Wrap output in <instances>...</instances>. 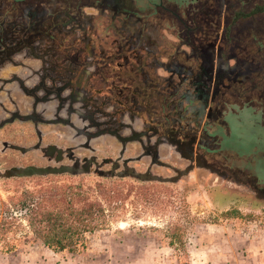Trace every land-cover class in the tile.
I'll return each mask as SVG.
<instances>
[{"label":"flooded vegetation","instance_id":"1","mask_svg":"<svg viewBox=\"0 0 264 264\" xmlns=\"http://www.w3.org/2000/svg\"><path fill=\"white\" fill-rule=\"evenodd\" d=\"M35 3L30 8L28 0H0V169L154 184L162 179L157 167L174 170L158 161L163 149L167 157L175 153L219 174L204 155L210 137L195 136V120L203 109L209 125L218 127L208 113L231 96L241 74H210L204 35L196 68L189 71L193 60L185 57L172 74L156 64L155 48H144L151 33L131 20L125 26L110 12L108 22L116 19L117 25L95 27L87 8L60 12ZM170 8L163 14L181 23Z\"/></svg>","mask_w":264,"mask_h":264},{"label":"rangeland","instance_id":"2","mask_svg":"<svg viewBox=\"0 0 264 264\" xmlns=\"http://www.w3.org/2000/svg\"><path fill=\"white\" fill-rule=\"evenodd\" d=\"M28 1L30 8L36 5L35 0ZM38 1L42 3L41 0H36ZM97 1L43 0V3L46 8L49 6L52 9L51 6H54L60 12H80L83 8H89L83 12L93 17L92 26H116L118 21L110 19L108 22V14L105 13L111 4ZM143 1L137 0L139 4H143ZM146 1L154 4L153 10L150 7L153 14L149 12L144 16L148 11H142V16L136 22L150 31L151 34L145 36L147 38L144 42L155 48L156 64L162 65L161 70L166 64V68L170 67L174 74L176 70H181L185 57H188L193 61L186 64L187 69L193 71L196 68L194 59L197 58V44L200 42L199 30L211 29V32L203 36V48L212 55L210 74H221L222 64L221 61L217 62L229 58L230 69L243 75L236 79L240 82L233 85L231 96L221 102L219 109L208 113V117L219 124L218 127L209 125L210 122L206 121L207 112L203 109L195 120V136L198 138L202 132L210 137L205 143L213 152L209 153L208 150L204 155L215 162L214 167L220 172L218 174L212 169L196 166L175 153L167 157L163 149L159 152L158 161L162 165L172 164L174 170L170 172L157 167L155 173L162 179L161 182L157 179L154 184L130 179L108 180L90 175L5 177L4 173L8 170L0 169V209L9 206L10 201L23 193L35 195L55 189L79 192L88 201L100 203L107 211L104 219L106 226L101 231L85 234V249L78 254L105 250L103 243L107 238L116 239L120 236L128 239L136 235L172 249L175 258L177 254H181L177 245L181 242L188 258L189 247L204 224L224 222L240 227L264 226V76L261 75L260 63L261 59L264 60V12L254 17L234 20V12H247L251 4L240 9L234 2L224 3L226 12L222 15L219 13L220 16L216 13L215 4H204V7L199 4L201 10L211 9L209 18L186 20L184 25L189 28L186 32L180 27L178 20L170 19L158 8L159 2L161 7L167 9L173 6L170 8L171 12L180 17L179 0ZM92 7L102 8V19L95 16V10H90ZM208 23L212 26L210 29ZM256 44L262 46L260 50ZM257 48L259 51H256ZM160 51L164 54L161 55ZM250 74H253L250 80L243 78ZM192 119L189 115V124ZM104 195L111 196L112 202L108 204L103 201ZM21 226H24L22 222ZM25 232V228H21L19 239L12 243L15 248L13 253L3 254L0 251V254L11 258L21 251L35 248L36 239Z\"/></svg>","mask_w":264,"mask_h":264},{"label":"crops","instance_id":"3","mask_svg":"<svg viewBox=\"0 0 264 264\" xmlns=\"http://www.w3.org/2000/svg\"><path fill=\"white\" fill-rule=\"evenodd\" d=\"M9 1L11 2L12 0ZM42 1L43 0H41V2ZM98 1V3L103 4L105 2H109L111 5L108 7V11L105 10V13L115 12L114 16L120 20H124V25L126 24L125 26L128 25V20H131L133 26L135 25L138 29L142 28L141 32L150 34L148 28L138 25L136 20L142 16V11H148L144 14V16L148 15L149 12L153 14V3L150 4L149 1L146 0L143 1V4H139L137 0ZM179 1V19L181 21L180 27L186 32L189 30L188 26L184 25L186 20L209 18L208 15L211 9L208 10V8H202L201 10V7H198L199 4H202V7H204V4L212 6L215 4L216 13H218V15L219 13L222 15L223 12H226L224 3L234 2L239 5L240 9L251 4L247 12L264 4V0ZM150 7L152 10H150ZM158 8L160 9V7ZM164 9L165 7L162 6V11H164ZM90 10H95L93 12H100L102 11V8L92 7ZM200 10L203 12L202 16L200 15ZM205 10L208 11L205 12ZM234 13L232 18L236 15ZM256 15L250 17H254ZM208 24L210 29L212 26L210 23ZM209 32H211V29L210 31L201 29L198 34L206 35ZM143 45L145 46L144 48L149 47L145 43ZM257 47L260 50L262 46L257 45ZM258 48L256 51H259ZM220 61L222 64L220 68H222L223 71L230 69L231 64L229 63V58L224 60L220 59L217 63H220ZM260 63L262 64L261 75L264 76V60L261 59ZM249 76L251 78L253 74H250ZM35 241V244L37 245L35 248L21 251L11 258L0 254V264H178L172 249L158 245L150 239H141L140 236L136 235H133L128 239L120 236L116 239L107 238L104 243L102 242L106 246L105 250L101 249L97 252L87 251L74 256L54 254L45 249L39 240L36 239ZM188 264H264V226L240 227L233 223L224 224V222L223 224H204L201 232L197 233L195 239L189 247Z\"/></svg>","mask_w":264,"mask_h":264},{"label":"trees","instance_id":"4","mask_svg":"<svg viewBox=\"0 0 264 264\" xmlns=\"http://www.w3.org/2000/svg\"><path fill=\"white\" fill-rule=\"evenodd\" d=\"M262 12L264 4L246 13L236 14L234 20ZM112 200L109 195L103 197L108 204ZM105 212L99 202L88 201L79 192L55 189L35 195L23 193L10 201L9 206L0 209V251L3 254L13 253L15 248L12 243L19 239L24 227L27 235L39 240L50 252L63 256L78 255L79 251L85 249V234L105 228ZM21 222L24 226H21ZM177 245L178 251H181L176 257L178 264H187L182 243L178 242Z\"/></svg>","mask_w":264,"mask_h":264},{"label":"water","instance_id":"5","mask_svg":"<svg viewBox=\"0 0 264 264\" xmlns=\"http://www.w3.org/2000/svg\"><path fill=\"white\" fill-rule=\"evenodd\" d=\"M57 170L55 169H11L4 173L5 177H23V176H44V175H50V174H56ZM142 180V178H139ZM158 181V180H157Z\"/></svg>","mask_w":264,"mask_h":264}]
</instances>
